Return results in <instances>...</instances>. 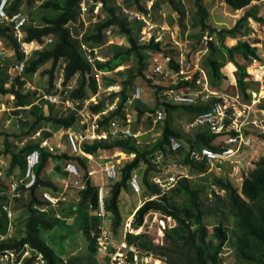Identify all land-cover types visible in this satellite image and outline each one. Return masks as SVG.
I'll list each match as a JSON object with an SVG mask.
<instances>
[{
    "label": "trees",
    "instance_id": "1",
    "mask_svg": "<svg viewBox=\"0 0 264 264\" xmlns=\"http://www.w3.org/2000/svg\"><path fill=\"white\" fill-rule=\"evenodd\" d=\"M88 3V19L92 24L95 15V8L102 4L98 21L90 27V31L85 30L84 13L81 4L85 0H43L37 6V13H30L29 23L24 27V43L29 47L32 46V53L29 57L22 49L13 35V25L0 20V43H5L14 53V62L7 66L8 71L18 63H25V68L21 76H18L14 82L9 85L10 74L7 70L0 68V99L11 95L14 97V108H20L24 111L26 119H31L29 130L20 135H14L16 141L21 143L24 140L31 139L40 131L43 132L42 141H28V143L17 146L15 140L11 142L9 135L0 131V137L4 136V150L0 151L1 155L11 157L10 167L7 173L2 172L0 177V252L6 250H20L25 245L30 246L43 256L44 264H74L73 260L65 261L55 250L47 244L41 237L43 231H51L61 220L57 219L51 205L43 198L44 191H50L53 195H60V189L50 180H43L42 175L50 168L51 161L57 160L67 164L74 163L80 172H84L85 187L81 192L82 197L78 204H74L71 209L74 215L80 219V226L83 230L84 238L87 241V248L91 255L99 254L96 243L90 237V231L96 229L102 223L99 217V192L97 186L92 185L90 173L84 157L62 153L55 155L43 145V141L53 133H48L45 125H51L53 129L64 132H77L81 125V119L77 111L61 112L55 111L56 107L49 104L44 99L41 104L37 103L36 92H30L27 83H30L32 77L46 64L51 63L49 74L47 94L55 92L59 76L57 69L61 61L64 62L63 68V90L60 91L62 99H70L75 102L83 103L90 97L99 93L100 85L98 84L97 75L100 73L108 74L104 77L103 85L109 88L112 85H121V91L113 93L110 96L112 104L116 98L119 99L117 110L110 111L102 115L98 121V133L109 131L111 121L120 119L124 124L126 107L129 104L131 95L129 88L135 79L145 78L144 69L148 66L147 52H161L166 56H171V66L178 70L175 59L179 50L177 47L166 45L163 42H155V37L148 44H140L139 36L142 34V24L132 23L124 9L130 11H142L148 13L146 4L152 0H86ZM205 0H193L195 13L190 19V28L192 30L191 38L202 40L205 34L211 40L208 41V54L202 62V69L208 76L209 85L213 91H221L222 82L227 79L225 67L231 65L236 77V84L231 85L233 88L228 93H238L243 104H251L252 92L259 91V83L252 80L249 69L251 62L257 57V48L253 46V40L249 42L245 38L252 32L250 21H257L264 24L263 17L259 16L255 10L245 12L236 24L230 29H217L209 24V10L204 4ZM235 11L243 10L249 7L253 2L262 0H221ZM37 0H9L7 14L11 17L16 13H21L23 6L27 8L34 7ZM168 3L179 17L181 28H186L184 24L186 18V6L181 0H154V11L159 12L161 5ZM154 15V19H155ZM31 20V21H30ZM173 23V20L170 21ZM138 23V24H137ZM119 32L127 39L126 47L112 45L111 52L103 55L105 61H96L94 64L89 63L82 52V45L89 47L106 48L107 32ZM51 38L52 43L45 45V38ZM215 39H212L214 38ZM228 39L237 40L236 44L229 46ZM45 45L42 49L33 50L35 47ZM111 45V44H110ZM0 57L5 58L0 55ZM190 60L195 61L189 55ZM134 59V69L125 81L119 82L110 79L108 76L118 68L124 66L129 60ZM239 58L244 60L241 63ZM230 69V68H229ZM122 74V73H120ZM232 74V71H229ZM77 77V87L71 86ZM196 80L192 82H183L180 88L184 91L195 89ZM150 85L156 89L157 105L155 108L140 106V101H135L131 106L132 113H138L140 121L146 114L153 116L160 110H164L165 118L160 121L163 123V133L161 139L156 142L150 150L140 149L134 138H112L95 140L93 142H84L82 151L88 155H96L100 151H120L128 156L134 155V158L120 168V179L110 185V194L105 191L104 208L106 213L114 215V223L110 228L113 239L121 240L123 233L115 236L124 224L119 208L120 197L123 191L129 189V182L134 174H140V185L146 190L145 197L149 200L134 213L132 227L138 229L143 226L145 218L150 213H160L164 217H170L176 222V226L166 232V244L162 247L156 246L151 239L146 238L147 234L135 235L128 234L127 242L129 245H135L144 255H153L157 258H166L167 264H222V252L229 242V230L223 223L215 226L212 233L209 231L204 222L208 214L205 210L206 201L202 200L201 189H195L192 186L191 176L203 175L209 172L212 167L211 163L206 161H192L190 151L194 147L202 149L209 147L216 149L214 141H217L218 134L209 131H195L193 139H184L171 125L173 113L183 110L189 115V121L197 116L207 112L212 103L198 105H170L162 101L160 93L169 89L148 80ZM72 87V89H69ZM58 92V91H56ZM91 95V96H90ZM36 100V103H35ZM213 102H221L220 99L214 98ZM47 107L48 114L44 112ZM83 106L81 105L80 108ZM107 102L104 99L96 104H91L88 108L90 115H98L105 112ZM264 111V106H261ZM64 110V108H63ZM18 115L19 111L14 110ZM159 123V122H158ZM44 129V130H43ZM43 130V131H42ZM250 134L252 132L246 131ZM233 135L232 133H228ZM253 135L255 133H252ZM67 136V134H66ZM175 137L182 142V148L174 151L171 148L169 138ZM264 141V134L259 135ZM68 139V136H67ZM185 140L186 144L183 142ZM71 149V148H70ZM35 150L40 153V160L35 168L36 183L31 189H26L21 185L17 193L20 197H11V184L9 177L12 176L15 169L20 170V176H25L27 171V157ZM162 156L165 159L170 157L176 159L182 168L189 172V175L181 174V178L176 184L168 190H163L154 183V178L160 174H155L156 167L153 160ZM166 162V161H165ZM59 168V167H58ZM2 171V170H1ZM152 174V176H151ZM174 174V173H173ZM81 175V173H80ZM142 175V177H141ZM155 175V176H153ZM172 175V174H170ZM152 178V179H151ZM215 185L225 192L227 204L232 216L236 218L235 231V252L239 258L247 264H264V158L256 163L255 169L243 180L240 188H236L232 183L223 179H215ZM106 190V189H105ZM216 199H221L215 191L212 192ZM185 201L179 204V201ZM187 201V202H186ZM13 202L16 205L13 206ZM17 204L19 206H17ZM252 204V205H251ZM8 207L12 213V219L8 218V212L4 207ZM50 207V208H49ZM19 210H24L27 214L26 219L16 217ZM18 222V223H17ZM16 223V226H15ZM20 227V228H19ZM14 230V236L1 241L2 236H7L11 230ZM19 235V238L17 237ZM121 237V238H120ZM85 243V242H84ZM98 259V258H97ZM37 258L31 257L24 264H35ZM96 260V259H95ZM109 261L105 257L103 261L94 262L93 264H107Z\"/></svg>",
    "mask_w": 264,
    "mask_h": 264
},
{
    "label": "rangeland",
    "instance_id": "2",
    "mask_svg": "<svg viewBox=\"0 0 264 264\" xmlns=\"http://www.w3.org/2000/svg\"><path fill=\"white\" fill-rule=\"evenodd\" d=\"M43 0H37V2L34 4V7L32 8H27L23 6L21 8V13L25 14L29 18L30 13L33 11V13H37L35 11L37 9V6L42 2ZM62 1V0H61ZM182 4L186 6V18L191 19L193 14L195 13L194 9V4L193 0H181ZM117 3H119V0H117ZM88 1L85 0V8L88 10ZM205 6L209 10V24L217 29H223L227 28L230 29L232 28L236 21H238L243 15L245 14L246 11L248 10H259L258 5L256 6H249L246 10L244 9V12L241 14L240 12L233 11L232 8H230L228 5H226L223 1L221 0H205L204 1ZM263 8V13L264 14V6ZM97 10V8H95ZM161 16L156 14L155 16V21L158 22V27L156 28L158 32H161V39L162 41H168V38H170L173 43L174 41L176 42H181L182 47L184 49H187L189 52V55H191V58L199 64L200 67H202V62L205 56L208 54V41L211 40V38L208 37L207 34L202 38V40H198L197 38H191L190 35L192 34V30L189 28L187 30L186 28H181L179 24L180 17L178 14H176L174 17H176L177 22H173V27L172 23L170 22L173 20V9L172 7L168 4H162L161 5ZM86 11V10H85ZM100 12V9H99ZM99 12H95V17L92 20V24H90V21L88 19V13H84V21H85V30L86 32L89 30L94 23H97L98 21V14ZM31 19V18H30ZM168 21L169 24L171 25L170 27L166 26L165 21ZM31 21V20H30ZM135 23V22H132ZM138 24V23H137ZM161 24L163 26H161ZM190 24V21H189ZM259 24V25H258ZM250 25L255 27V29L258 30L260 33L259 35H262V29L264 24H260L257 21H250ZM165 28V30H162V28ZM177 31L181 35L174 34V32ZM189 31V32H188ZM109 32V31H108ZM110 35H107V45L108 42H111L109 46L106 48H101L98 50L99 56L101 59H104L103 55H106L107 52H111V47L112 45L118 46V47H126L127 46V39L123 34H120L119 32H116L112 34L109 32ZM188 35V36H187ZM157 36H159L157 34ZM182 36V37H181ZM187 36V38H186ZM182 38V39H181ZM212 39H215L212 38ZM46 41H49L50 39L47 37L45 38ZM45 41V44H46ZM237 40L233 39H228L227 44L229 46H232L236 44ZM168 44V42H163ZM175 44V43H174ZM28 48V47H27ZM32 49V46L29 47ZM37 49L35 47L33 50ZM0 50H5L6 51V57L2 58L0 57V68L6 69L7 66L12 65L14 62V53L9 48L5 43H0ZM30 56L31 51L27 50ZM147 52V61H148V66L145 67L144 69V74L147 72L149 67L152 68L154 64V58L157 57V54ZM188 55V56H189ZM161 64H165L164 60H162L161 57H157ZM239 61L241 63H245L244 60L239 58ZM64 62L61 61L59 63L58 69H57V74L59 76L58 83L61 84V79H63V66ZM230 65H227L224 69L225 73H228L227 70L229 69ZM134 59L131 58L127 64L124 66L118 68L114 72L110 73L108 78L110 79H115L116 81L122 82L126 80V77L130 75V72L134 69ZM51 68V63L46 64L43 66L30 80V87H33L37 93V103L41 104L42 101L40 100L44 94L46 93V89L48 88V81H49V74H47L48 70ZM7 70V69H6ZM146 70V72H145ZM251 73L252 80L257 82L260 77H262V69L259 67H252L249 69ZM7 73L10 74V80H9V85L14 82V80L18 77V74L13 70L8 71ZM122 73V74H120ZM108 74H98L97 79H98V84L101 86L99 89L98 95L94 97V99L91 97L92 103L96 104L100 101V99H104L105 102H107V109L109 110L111 106L114 103H118V99L116 98L114 100V103L111 104L110 101V96L113 93L121 91V85H112L113 90L110 91L107 88H105L103 85L104 82V77H106ZM229 73L227 74V79H225L222 84L223 88L227 89L229 91L233 87L231 86V83H233L234 78H229L228 77ZM235 75V74H234ZM146 76V74H145ZM152 80L154 83L161 85V86H166L169 85V83H172V80L170 81L169 79H166L163 81L160 77L158 76H153V78H148L147 76L145 78L139 77L135 79L132 83V86L129 88V94L132 95V93L135 91L136 88L140 87L142 92V98L139 100L140 102L138 103L140 106H147L149 108H155L157 105V95H156V89L153 88L152 85L148 82V80ZM77 77L74 79L72 82L71 86L74 88L77 87ZM63 86V82H62ZM110 87V88H111ZM31 89V88H29ZM106 89V90H105ZM30 92H32L30 90ZM220 94V93H219ZM91 96V95H90ZM254 97L252 95V101L255 99L256 103L255 106L253 107V110H251L249 113L244 112L242 110L241 115L245 116L247 118V121L252 122L254 119L252 118L253 116L258 117L259 119L263 120L264 115L262 113L263 109H261V106H264V96L261 98ZM40 98V99H38ZM43 99V98H42ZM35 100V103H36ZM14 102V97L11 95L6 96V98L2 99V108L0 109V131L5 132L9 135L8 139L11 142H14L12 140H15V143L17 146L21 147L22 145L28 143V141H42V135L43 132L40 131V136H33L31 139L24 140L23 143L16 141L14 135H22L26 133L29 130V123H31V119L27 118L25 116L24 111H21L20 108H14L15 106L13 105ZM241 104L243 102L240 100ZM252 103V102H251ZM5 109V110H4ZM242 109V108H241ZM14 110H18L19 113L18 115L14 114ZM55 111L61 112L64 114L63 108L56 107ZM164 112V110H161ZM44 112L48 114L47 107H44ZM134 124H133V132H135L138 135V138L136 139V143L140 147V149L143 150H150L151 147L158 142L163 133V123L159 122L156 123L154 120L155 117L151 114H146L145 116L142 117V119L139 121L138 120V113H134ZM189 115L185 113L183 110H178L173 113V117L171 118V125L172 127L182 135L184 139H193L195 137V131H190L187 127V123L189 120ZM90 123V129L93 127L96 128V124L98 123L97 120L94 117L88 118ZM99 121V120H98ZM84 122V120H83ZM255 126V125H254ZM44 129L48 133H53V136L45 139L42 143L43 145H47V147L53 152L55 155H60L62 153H69L71 155V149L70 145L66 136V132L62 130H57L53 129L51 125H45ZM43 129V130H44ZM42 130V131H43ZM253 130L255 132L254 136V143L252 144L251 147L246 148L244 151H242L239 155V157L231 158L227 160L225 163L222 164H214L212 165L211 169L209 170L208 173L203 174V175H196V176H191L192 179V186L195 189H201L200 195L202 200L206 201V208L205 210L208 212L206 217L204 218V222L207 225L209 231H213L214 227L219 225L220 223H223L226 228L229 230V242L228 244L224 247V250L222 252V264H247L243 262L239 256H237L235 252V238L233 236V232L235 231V223H236V218L231 215L229 211V206L227 204V198L226 194L224 191L220 190L216 185H215V179L220 178L225 181H228L232 183L236 188H240L243 180L255 169L256 163L260 161L262 158H264V141L259 137V135L264 134L263 130L257 129L253 127ZM262 131V132H261ZM4 139L5 137L2 136L0 137V151L3 152L4 150ZM194 140V139H193ZM183 142L186 144L185 140ZM134 156H128L120 151H100L98 154L93 155V160L90 161L87 158H84L86 160V164L88 166V170H91V165H88L92 163L95 165V167L98 164H101V166H97L98 168L104 167L105 162H110L113 161L118 164L119 169L123 168L124 165L128 162H130ZM166 161V162H165ZM177 160L170 157L168 159H165L162 156L156 157L153 162L155 163L156 167V172L155 174H162L160 175L163 179L168 177V178H175L176 182L181 178V174L184 175H189V172L185 170L184 168L181 167V165L176 162ZM11 163V157L9 155H1L0 156V168L2 172L7 173L8 169L10 167ZM52 164L58 167L64 166L66 163L65 162H59L56 160L51 161L50 164V169L52 168ZM47 170L44 172L42 175L43 180H48L50 178L49 173L51 172ZM99 170V169H98ZM50 171V172H49ZM14 173L12 174L11 177L8 179L10 180L9 182L17 186L24 185L25 183H29L30 179L27 178V171L25 176L21 175L20 176V170L15 169L13 171ZM49 172V173H48ZM81 175L79 179H77L76 182L82 181L83 184L85 183L84 177L85 174L84 172H80ZM174 173V174H173ZM172 174V175H170ZM102 178V175L100 173H97ZM140 176V174H139ZM152 176V174H151ZM155 176V175H153ZM173 176V177H172ZM142 177V175H141ZM158 177V176H156ZM152 179V178H151ZM167 179V178H166ZM116 181H119L116 180ZM115 180L111 179H104L105 182V189H106V194H110V185L116 182ZM24 182V184H22ZM168 184L171 186L169 189L172 188V185L175 182L172 181L171 179L167 180ZM158 185V184H157ZM130 187V186H129ZM131 189V188H130ZM130 189H127L123 191L121 197H120V202H119V208L120 212L123 218V222H126V219L133 213V211H137L142 203L145 202V200H149V197H145L146 190L141 188V191L136 193ZM164 190H168L167 188ZM216 192L218 195H220L221 199H216L215 196L213 195L212 192ZM82 191L78 190L75 188L72 184L70 185L66 196L68 197V202L66 203L67 205H64L62 208L63 210L61 211V214L68 213L67 217H65L60 224H58L53 230L51 231H43L41 233L42 239L49 244L55 252L62 257V260L65 261H70L73 260L74 264H93L94 262H100L103 261L105 258H103L100 254L96 255H91L87 248V241L84 237L83 230L80 226V219L77 216H74L73 212H71V206L74 204H77L81 197ZM78 200V201H77ZM185 201H179V204L184 203ZM187 202V201H186ZM16 205V203L13 202V206ZM252 205V204H251ZM17 206H19L17 204ZM142 206V205H141ZM138 208V209H137ZM60 214V213H59ZM17 219L21 218L26 219L27 214L25 213L24 210H19L16 214ZM73 218L72 220H70ZM145 220L147 221L145 224L144 228V234L146 235V238L151 239L152 242L158 246L162 247L166 244V232L169 229H172L176 226V222L171 219L170 217H164L160 213H150L146 216ZM134 221V220H133ZM106 227H111L114 223V215L110 213H106V217L104 219ZM18 223V222H17ZM133 223V222H132ZM126 225V223H125ZM16 226V223H15ZM123 227L120 228L118 233H115V236L119 238L121 233H123L121 240L117 241L116 244L120 245L125 239V234H126V228H124V224L122 225ZM20 228V227H19ZM129 229V227H128ZM14 229L11 230L10 235L15 238L14 234ZM11 236V237H12ZM10 237V238H11ZM19 238V235L17 236ZM85 242V243H84ZM98 258V259H97ZM96 259V260H95ZM143 260L139 259L137 264H167L166 263V258H157V257H152L151 258H142Z\"/></svg>",
    "mask_w": 264,
    "mask_h": 264
},
{
    "label": "built area",
    "instance_id": "3",
    "mask_svg": "<svg viewBox=\"0 0 264 264\" xmlns=\"http://www.w3.org/2000/svg\"><path fill=\"white\" fill-rule=\"evenodd\" d=\"M264 1V0H263ZM9 4V0H0V20L5 21L8 24L13 25V35L17 39L18 43L22 45V49L24 50L25 54L28 56L29 53L27 50V46L24 43L25 33L23 32L24 27L29 23L28 17H26L23 13H16L13 16H9L7 14V6ZM154 0L148 1L146 4V9L148 13H144L142 11H130L124 9V12L128 15L129 20L131 22H137L142 24V34L138 38V42L140 44H148L155 37V42H168V45L171 47H177L179 50V54L175 59V63L178 66V70L172 68L171 56H166L161 52L154 53L157 54V57H161L164 60V65L161 64L160 60L155 57L154 64L149 69L145 70V74L148 78H153V76L160 77L163 81L166 79L172 80L169 85H166L169 89H165L160 93V97L162 101L166 102L170 105H198V104H207L212 103L211 108L209 111L197 116L195 119L189 121L187 123V127L190 131H199V130H206L213 134H218L219 137L217 141H214V146L217 147L216 149H212L209 147H204L199 149L198 147H194L190 151V159L192 161H206L211 163L212 165L222 164L225 163L227 160L235 157H239L240 153L244 151L246 148H249L254 143V136L252 133H255L253 127L263 130L264 131V119L261 120L258 117H252L254 120L252 122H248L247 118L241 115L242 110L244 112H250L253 110L255 106L256 100L254 99L251 104H241L240 97L238 93L235 94H228L220 91H213L209 85V79L205 71L202 67L199 66L198 63L192 62L190 60L189 52L182 47L181 42H175L168 38V41H162L161 32L157 31V25L152 21V10H153ZM83 13L87 12L85 8V2L81 4ZM102 7V4L96 6L97 10L95 12H99V9ZM86 10V11H85ZM264 19V16H263ZM262 24V23H260ZM259 25V24H258ZM251 26V25H250ZM252 32L249 36H247L246 40H253V46L257 48V57L254 58L251 62V67H259L262 69V77L259 78L257 81L259 83V92H252L254 97L261 98L264 96V26L262 29V35L260 36L259 32L255 27L251 26ZM163 30V29H162ZM112 36V31L109 30ZM107 32V35H110ZM157 34L159 36H157ZM52 39L50 38L49 41H46V44H51ZM111 42H108L110 45ZM45 45H40L37 49H42ZM164 47H166V43H163ZM101 48L89 47L85 44L82 45V52L85 56L86 60L94 64L96 61H105L101 59L99 56L98 50ZM36 50V49H35ZM30 53V55H31ZM153 53V52H150ZM0 55L6 57V51L0 50ZM25 68V63H18L13 66V70L21 76ZM104 74V73H100ZM196 80L195 89H190L189 91H184L180 88V84L183 82H192ZM63 79H61V84L57 83L55 87V92L52 94H44L43 99L47 101L51 105L55 106H62L65 112L69 111H77L81 119V125L85 129L80 128L77 132H66L68 136V142L71 148V155L78 156V155H85L82 151V144L84 142H93L95 140H102L108 139L109 137L112 138H134L137 139L138 135L133 132V124H134V113L131 111V106L134 105L135 101H139L142 98V92L140 87L136 88L135 91L132 93L131 98L129 100V104L126 107V115L124 119V124H121L120 119H115L111 121L110 130L98 133V123L96 124V128L93 127L90 129V123L92 120L89 121L88 118L94 117L97 122L100 120L102 115H106L110 111L117 110L118 103H112L113 105L108 110L106 109L105 112L98 115H90L88 108L92 104L91 97L87 99L83 103L75 102L70 99H66L65 101L62 99L60 91L64 88L62 86ZM27 88H31L32 92L36 90L33 87H30V83H27ZM72 89V87H69ZM108 90L112 91L113 87L107 88ZM106 90V89H105ZM58 91V92H56ZM220 93V94H219ZM98 95V94H97ZM96 96V95H95ZM95 96H92L94 99ZM214 98L220 99L221 102H213ZM118 99V98H117ZM119 100V99H118ZM81 105L83 106L82 108ZM2 108V100L0 99V109ZM242 108V109H241ZM5 110V109H4ZM264 115V111H262ZM155 121L156 123L162 121L165 118V114L163 111H158L156 113ZM84 120V122H83ZM255 125V126H254ZM246 131H250L252 133L248 134ZM233 135H229L228 133H232ZM262 132V131H261ZM40 132L37 133V136H40ZM170 145L172 150L178 151L182 148V142L175 137L169 138ZM134 156V155H132ZM40 160V153L38 150L33 151L27 157V178L30 179L29 183H25L24 187L26 189H31L36 183V176H35V168L38 165ZM66 171L69 172L72 176L79 179L80 173L77 166L74 163H69L66 165ZM103 172L106 174L108 179L111 180H118L120 179V169L118 164L110 161L106 163L103 167ZM162 175V174H160ZM155 177L154 183L158 184L163 190L169 189L171 184L169 185L167 180L171 179V182L176 179L175 178H162L161 176ZM0 177H2V171L0 169ZM173 177V176H172ZM79 185V182H76V185ZM140 178L138 174H134L132 179L129 182V186L132 191L138 193L141 191L140 185ZM174 183L172 187L175 185ZM12 185V184H11ZM20 186L13 184L11 186V191L9 195L11 197H20V194L17 193V190ZM84 188V187H82ZM105 187H101L99 192V217L102 218V223H100L96 229H92L90 231V237L96 243L98 253L103 258H108L109 261L107 264H137L139 259L141 261L142 258H151L153 255H144L141 250L138 249L135 245H129L127 242L128 234H135L141 235L144 234L143 230L145 228V220L142 227L138 229H134L132 224H128L126 227V234L123 243L120 245L116 244L117 241L113 239V234L109 227H106L104 219L106 217V211L104 208V196H105ZM43 198L48 201V203L52 207H58L59 203L62 201H66L64 196L61 197H54L53 195L44 192ZM4 209L8 212V218L12 219V213L8 207H4ZM57 219H61L59 215H56ZM129 227V229H128ZM11 232V229H10ZM10 232L7 236H2L1 241H5L6 239L10 238ZM36 257L35 264H44L43 256L38 253L37 251L30 248V246L25 245L20 250H6L4 252H0V264H24L28 258Z\"/></svg>",
    "mask_w": 264,
    "mask_h": 264
},
{
    "label": "crops",
    "instance_id": "4",
    "mask_svg": "<svg viewBox=\"0 0 264 264\" xmlns=\"http://www.w3.org/2000/svg\"><path fill=\"white\" fill-rule=\"evenodd\" d=\"M226 4V3H225ZM227 5V4H226ZM256 5H258V8H259V10H256V8H255V11L258 13V15L259 16H261V17H263L264 16V14H262L263 13V6H264V1L262 0L261 2H253L252 4H251V6H256ZM248 8V7H247ZM246 8V9H247ZM245 9V10H246ZM249 9V8H248ZM247 9V10H248ZM162 10V9H161ZM159 11L158 12V14L161 16V13H162V11ZM233 10V9H232ZM233 11H235V10H233ZM236 12H240L241 14L244 12V9L243 10H239V11H236ZM157 14V12L155 13V11H154V8H153V10H152V16L154 17V15H156ZM173 14V22H177V20H176V17H174L177 13L176 12H173L172 13ZM152 17V21L156 24V25H158V22L157 21H155V20H153L154 18ZM189 19H187V18H185V21H184V24L186 25V29L187 30H189V28H190V24H189ZM252 21V20H251ZM237 22V21H236ZM165 23H166V26H168V27H170L171 25H172V27H173V23L170 25L169 24V22L166 20L165 21ZM236 24V23H235ZM161 26H163L162 24H161ZM163 30H165V28L163 27L162 28ZM191 29V28H190ZM189 32V31H188ZM178 32L177 31H175L174 32V34H177ZM177 35H181V34H177ZM188 36V35H187ZM187 36H186V38H187ZM182 37V36H181ZM182 39V38H181ZM249 42H251L250 40H248ZM251 43H253V42H251ZM187 50V49H186ZM230 69H228L227 70V72L229 73V71L231 72L232 71V74L230 75H228V77L229 78H234V81H233V83H231V85H235L236 84V77H235V75H234V72H233V69H232V67H231V65L230 66H228ZM252 68V67H251ZM225 73V72H224ZM228 73H225V75L227 76V74ZM222 90L220 91V92H224V93H228L227 91L225 92V90L226 89H224L223 88V85H222V88H221ZM259 89H260V87H259ZM259 92V91H258ZM228 94H230V93H228ZM82 157H84V158H87L88 160H90V161H92L93 160V156L92 155H88V154H85V155H81ZM57 161V160H56ZM106 163H108V161L107 162H105V164ZM104 164V165H105ZM88 165H91V170L89 171V173H90V179H91V183H92V185H94V186H97V187H99V189H101V187H105V182H104V179L106 178L107 179V176H106V174L103 172V167H101V169H100V167L98 168L97 166H101V164H98L96 167H95V165H93L92 163H90V164H88ZM50 169V168H49ZM48 169V170H49ZM99 169V170H98ZM51 171V172H50ZM50 173H49V176H50V178L48 179V180H50V181H52L59 189H60V195H58V196H54L53 195V193L52 192H50V191H44V192H46V193H49V194H51V195H53L54 197H61V196H64L65 198H66V201H62V202H60L59 203V205H58V207H52V209H53V212H54V214H55V216L56 215H59L60 217H61V221L65 218V217H67V215H68V213H64V214H61V211L63 210L62 208L64 207V205H67L66 203L68 202V197L66 196V193H67V191H68V189H69V187H70V185L72 184L75 188H77L78 190H80V191H83L84 190V188H82V187H85V183L83 184V182L82 181H80L79 182V185L77 184L76 185V181H77V178L76 177H74V176H72L69 172H67L66 171V165H64V166H62V167H59L58 168V166H55V165H53L52 164V168L50 169ZM97 173H100L101 175H102V178L99 176V175H97ZM22 184H24V182H22ZM129 189H130V187H129ZM131 190V189H130ZM43 192V193H44ZM78 201V200H77ZM146 201V200H145ZM78 204V203H77ZM144 203H142L141 205H143ZM141 205L140 206H137V207H141ZM74 205H72L71 206V209H72V207H73ZM50 208V207H49ZM138 209V208H137ZM64 211V210H63ZM65 212V211H64ZM136 211H133V213L126 219V225H125V223H124V228H126V226L128 225V224H132V222H133V220H134V213H135ZM60 213V214H59ZM74 216H76V215H74ZM66 219V218H65ZM73 218H71L70 220H72ZM110 229V228H109Z\"/></svg>",
    "mask_w": 264,
    "mask_h": 264
},
{
    "label": "clouds",
    "instance_id": "5",
    "mask_svg": "<svg viewBox=\"0 0 264 264\" xmlns=\"http://www.w3.org/2000/svg\"><path fill=\"white\" fill-rule=\"evenodd\" d=\"M1 169V168H0ZM24 186V185H23Z\"/></svg>",
    "mask_w": 264,
    "mask_h": 264
}]
</instances>
